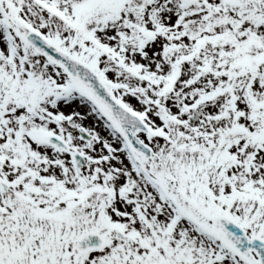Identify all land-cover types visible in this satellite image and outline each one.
<instances>
[{"label":"snow or ice","instance_id":"snow-or-ice-1","mask_svg":"<svg viewBox=\"0 0 264 264\" xmlns=\"http://www.w3.org/2000/svg\"><path fill=\"white\" fill-rule=\"evenodd\" d=\"M0 264H264V0H0Z\"/></svg>","mask_w":264,"mask_h":264}]
</instances>
